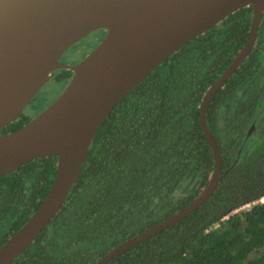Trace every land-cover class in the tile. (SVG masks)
<instances>
[{
  "label": "trees",
  "instance_id": "trees-1",
  "mask_svg": "<svg viewBox=\"0 0 264 264\" xmlns=\"http://www.w3.org/2000/svg\"><path fill=\"white\" fill-rule=\"evenodd\" d=\"M252 18L251 5L228 14L131 88L95 132L59 211L9 264H96L202 192L215 156L200 104L246 45ZM206 120L222 164L213 193L106 264H264V10L249 55L212 95ZM29 121L20 116L0 134ZM57 159L36 157L0 176V246L47 194Z\"/></svg>",
  "mask_w": 264,
  "mask_h": 264
},
{
  "label": "water",
  "instance_id": "water-1",
  "mask_svg": "<svg viewBox=\"0 0 264 264\" xmlns=\"http://www.w3.org/2000/svg\"><path fill=\"white\" fill-rule=\"evenodd\" d=\"M249 5L253 18L248 41L200 104L201 124L215 156L208 185L186 206L122 241L96 264H106L118 253L181 220L213 193L222 176V164L206 120L207 105L249 55L264 0H0V131L19 117L55 69L73 70L53 102L22 127L0 134V176L36 157L58 158L47 194L0 246V264L12 262L59 211L95 132L131 88L183 44ZM100 28L106 29L105 36L83 59L75 64L60 60L67 48Z\"/></svg>",
  "mask_w": 264,
  "mask_h": 264
},
{
  "label": "rangeland",
  "instance_id": "rangeland-1",
  "mask_svg": "<svg viewBox=\"0 0 264 264\" xmlns=\"http://www.w3.org/2000/svg\"><path fill=\"white\" fill-rule=\"evenodd\" d=\"M95 36V32H93L89 36H85L81 40H78L74 46L69 48L65 57L68 59L76 57L84 58L96 47V44H98ZM67 83L68 78L62 77V70H56L53 75L48 78L42 88L37 92L31 101V104H27L25 106L22 113L31 114L46 108L59 96Z\"/></svg>",
  "mask_w": 264,
  "mask_h": 264
},
{
  "label": "flooded vegetation",
  "instance_id": "flooded-vegetation-1",
  "mask_svg": "<svg viewBox=\"0 0 264 264\" xmlns=\"http://www.w3.org/2000/svg\"><path fill=\"white\" fill-rule=\"evenodd\" d=\"M93 32H95V38H96V40H97V43H99L102 39H103V37L105 36V34H106V29H102V28H100V29H96V30H93V31H91L90 33H88L86 36H89L90 34H92ZM85 37V36H84ZM83 37V38H84ZM82 39V38H81ZM80 39V40H81ZM78 42V41H77ZM76 44V43H75ZM98 44H96V46H97ZM72 46H74V45H72ZM72 46H70L69 48H71ZM69 48H67L65 51H64V53L61 55V57H60V60L62 61V62H64V63H67V64H75V63H77V62H79L81 59H83V58H70V59H68L67 57H65V55H66V53H67V51L69 50ZM63 69V71H62V77L63 78H68V82H69V80H70V78H71V76H72V74H73V70L72 69H70V68H67V67H61V68H57V69H55V71L56 70H62ZM54 71V72H55ZM66 75V76H65ZM28 104H31V102L30 103H28ZM26 106V105H25ZM25 108V107H24ZM43 110V109H42ZM41 111V110H40ZM40 111H38V112H34V113H22L21 112V114L19 115V117L20 116H27L30 120L35 116V115H37Z\"/></svg>",
  "mask_w": 264,
  "mask_h": 264
}]
</instances>
